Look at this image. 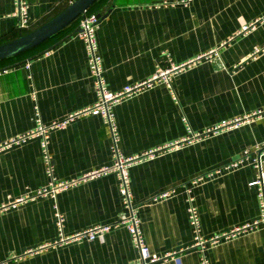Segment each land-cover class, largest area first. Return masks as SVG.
<instances>
[{
    "label": "crops",
    "instance_id": "crops-1",
    "mask_svg": "<svg viewBox=\"0 0 264 264\" xmlns=\"http://www.w3.org/2000/svg\"><path fill=\"white\" fill-rule=\"evenodd\" d=\"M27 1L21 25L13 0H0V43L72 0ZM98 12L107 89L138 84L113 105L116 148L131 157L130 201L149 250L161 256L153 264H202V254L209 264H264L258 185L250 184L264 179V0H105ZM77 25L0 62V264H137L128 229L116 224L128 212L116 173L85 175L111 167L115 150L100 115L74 114L96 99ZM159 62L175 66L174 94L151 79ZM38 118L50 126L51 173L40 136L16 140ZM188 194L202 238L218 236L203 252ZM57 212L65 235L110 228L59 241Z\"/></svg>",
    "mask_w": 264,
    "mask_h": 264
},
{
    "label": "built area",
    "instance_id": "built-area-1",
    "mask_svg": "<svg viewBox=\"0 0 264 264\" xmlns=\"http://www.w3.org/2000/svg\"><path fill=\"white\" fill-rule=\"evenodd\" d=\"M189 0H180V2L187 3ZM15 6V14L18 15L19 21L21 25L27 23L28 20V1L27 0H13ZM99 16L96 12H87L82 13L78 18V26L76 29V34L83 40L85 50L87 53V63L91 70V73L94 76L95 88H96V99L92 104L84 106L83 108L74 112V114L79 113H91L100 115L105 122L109 125L110 132L112 135L113 141V149L115 150V161L114 164L109 168H103L101 170H93L87 174L94 175L101 171L112 169L116 173L118 180V191L122 198L123 203L128 208L127 214L122 216L120 220L116 222L122 223L128 229V232L131 237V241L133 245L137 248L138 251V259L137 264H153L157 260L161 258L157 253L151 252L144 241L142 230L140 226V218L137 215L136 209L134 205L130 201V176L128 171L129 162L131 157L124 156L120 152L117 151L116 148V140H117V125L115 121L113 105L114 103L123 95L131 92L135 88L138 87V84L132 86H124V88L120 91L113 92L107 89L105 80L102 76V64H101V56L97 51V40H96V27L98 24ZM26 66H29L27 63ZM175 68L172 64L170 66H164L160 62L157 64V68L155 73L151 76V79L162 80L168 88L171 90L172 94V85L170 81V72ZM7 68H0V72L6 71ZM74 114H70L69 117H72ZM68 117V118H69ZM185 119V117L183 118ZM67 119L57 122V124H63ZM49 125L43 124L39 118L37 119V125L34 130L28 132L27 134H23L16 138V140L25 139L31 135L40 136V146L43 151V155L45 157L46 162V170L51 173L52 171V163L51 156L48 148V129ZM189 128V127H188ZM197 133L192 132L191 136H196ZM65 184V182H61L59 185ZM250 184L258 185V200L260 206V216L261 219L264 220V179H255L250 182ZM46 191V190H43ZM167 192H162V196L166 195ZM187 214L188 220L191 225V228L194 232V236L197 239L196 243L200 245V249L204 251V245L207 242L214 241L218 236H212L209 239H203L200 234V219L196 205L194 204L192 195H187ZM2 207V204H0ZM255 220L253 223H256ZM57 224L60 229L59 241L69 240V239H77L81 237H87L89 239H93L95 237L101 236L106 230L110 228V224H95L92 226H88L85 228H81L75 231L72 234L65 235L62 232V216L57 212ZM252 223H246L243 227H249ZM230 232H234L232 229ZM201 263L209 264V260L206 255H201Z\"/></svg>",
    "mask_w": 264,
    "mask_h": 264
},
{
    "label": "water",
    "instance_id": "water-1",
    "mask_svg": "<svg viewBox=\"0 0 264 264\" xmlns=\"http://www.w3.org/2000/svg\"><path fill=\"white\" fill-rule=\"evenodd\" d=\"M96 0H72L61 11L35 28L0 43V60L24 52L50 38L84 13ZM97 15L101 17L98 12Z\"/></svg>",
    "mask_w": 264,
    "mask_h": 264
},
{
    "label": "trees",
    "instance_id": "trees-1",
    "mask_svg": "<svg viewBox=\"0 0 264 264\" xmlns=\"http://www.w3.org/2000/svg\"><path fill=\"white\" fill-rule=\"evenodd\" d=\"M104 1H105V0H96L93 4H91V5L87 8L86 11H87V12H96V13H98V9L104 4ZM99 13H101V12H99ZM78 18H79V16H78L77 18H75L73 21H71L69 24H67L65 27H63L59 32H57L56 34H54V35L51 36L50 38L46 39L45 41L41 42L40 44H38V45H36V46H34V47H32V48H30V49L24 51V52H21V53H19V54H16V55H13V56H10V57H7V58H3V59L0 60V62H3L4 60H6V59H8V58H10V59H11V58H14L15 56H18V55H20V54H22V53H25V52H28V51H32L33 49L35 50V48H37L38 46L43 45V44H46L51 38H57V37L59 36V34H60L63 30H65V29H67V28H69V27H71V26L77 25V24H78ZM77 26H78V25H77Z\"/></svg>",
    "mask_w": 264,
    "mask_h": 264
}]
</instances>
